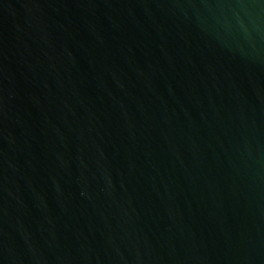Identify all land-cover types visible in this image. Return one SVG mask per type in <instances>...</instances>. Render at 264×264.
<instances>
[{
  "label": "water",
  "instance_id": "95a60500",
  "mask_svg": "<svg viewBox=\"0 0 264 264\" xmlns=\"http://www.w3.org/2000/svg\"><path fill=\"white\" fill-rule=\"evenodd\" d=\"M0 264H264V0H0Z\"/></svg>",
  "mask_w": 264,
  "mask_h": 264
}]
</instances>
